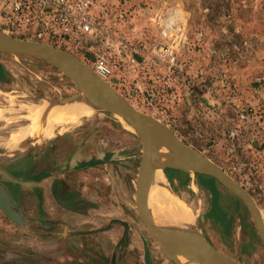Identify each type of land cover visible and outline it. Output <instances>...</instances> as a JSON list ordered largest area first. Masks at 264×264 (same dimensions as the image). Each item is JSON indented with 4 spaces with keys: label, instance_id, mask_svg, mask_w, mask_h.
Here are the masks:
<instances>
[{
    "label": "rangeland",
    "instance_id": "rangeland-1",
    "mask_svg": "<svg viewBox=\"0 0 264 264\" xmlns=\"http://www.w3.org/2000/svg\"><path fill=\"white\" fill-rule=\"evenodd\" d=\"M112 1L123 12V20L116 23L117 31L148 51L160 40L161 29L169 27L173 35L170 42L184 70L175 80L161 69L147 72L143 64L117 67L110 86L230 176L253 199L264 222V0ZM72 55L86 62L83 55ZM0 72V138L8 135L18 139L29 125L21 108L3 98L6 94L17 104L32 102L37 106L74 105L88 98L61 70L39 58L1 53ZM60 109L64 114L71 110ZM74 110L97 113L90 105ZM104 114L59 131L51 140L57 143L51 156L74 158L76 163L85 159L90 164L105 155L124 154L137 156L141 163L139 136L125 130L126 123L117 117ZM44 128L35 130L27 142L28 151L51 143L42 142ZM17 151L0 146V164L8 170L19 168L28 151L9 160L8 156ZM173 167L160 168L162 184L167 182L166 192L197 211L196 233L240 264H264V244L245 204L214 178L200 173L187 175ZM122 174L118 181L124 179ZM0 177L11 179L1 171ZM201 178L211 194L200 186ZM81 180L71 186L77 189L78 185V192L83 194ZM192 183L196 191L190 187ZM90 186L93 190V184ZM120 186L122 191L126 188L123 181ZM22 193L13 203L21 216L10 218L0 208V264H144V257L155 260L150 264H162L159 259L170 264L134 202L132 214L127 208L125 211L131 219L127 222L130 234L109 221L107 229L96 228L95 222V228L82 233L72 234L62 228L52 233L51 227L41 228L35 222V190ZM51 206L49 197L46 208ZM92 209V213L99 210L96 205Z\"/></svg>",
    "mask_w": 264,
    "mask_h": 264
},
{
    "label": "water",
    "instance_id": "water-1",
    "mask_svg": "<svg viewBox=\"0 0 264 264\" xmlns=\"http://www.w3.org/2000/svg\"><path fill=\"white\" fill-rule=\"evenodd\" d=\"M8 53L29 56L51 63L69 77L90 100L102 111L132 125L141 139L143 157L137 180V209L151 237L158 244L161 254L172 264H178L180 258L201 264H240L208 244L198 233L197 240L180 244L166 236L157 224L150 204V191L161 167L164 150L173 148L188 159L195 173L210 176L220 185L238 197L247 207L255 228L264 244V222L255 202L249 194L222 169L182 143L167 127L155 118L138 111L114 88L101 80L88 66L72 54L39 42L13 38L0 30V54ZM70 101V100H68ZM175 169L174 167H172ZM177 170V169H176ZM0 171L15 181H25L16 177L0 164ZM0 208L10 218L21 216L0 186Z\"/></svg>",
    "mask_w": 264,
    "mask_h": 264
},
{
    "label": "built area",
    "instance_id": "built-area-1",
    "mask_svg": "<svg viewBox=\"0 0 264 264\" xmlns=\"http://www.w3.org/2000/svg\"><path fill=\"white\" fill-rule=\"evenodd\" d=\"M114 4L112 0H0V30L13 38L83 55L87 63L81 62L109 85L115 68L139 64L147 72L161 69L165 76L178 79L184 65L170 42L171 29L162 28L160 40L148 51L117 31L123 12Z\"/></svg>",
    "mask_w": 264,
    "mask_h": 264
},
{
    "label": "crops",
    "instance_id": "crops-1",
    "mask_svg": "<svg viewBox=\"0 0 264 264\" xmlns=\"http://www.w3.org/2000/svg\"><path fill=\"white\" fill-rule=\"evenodd\" d=\"M42 134L43 132H41ZM40 139L42 140L41 137ZM56 144L51 141L45 147L41 146L29 150L21 159L19 168L14 170L11 168L13 172H16V175L24 177L25 181L4 180L0 177V186L7 193L10 201L16 203L22 196V192L35 190L38 203L35 222L41 228L51 227L52 233L59 230V228L72 234L82 233L101 226L107 229L108 227L105 224L109 221V223L112 222L114 225L122 227L125 232L130 234L131 228L127 223L130 217L127 216L125 211L127 208V211L132 214L133 207L131 203L134 202L138 213L136 201L137 180L140 169L138 157L135 155L124 156V154L112 157L105 155L99 157L98 161L94 163L86 164L85 159L77 160L78 163H76L74 158L56 159L52 157L51 149ZM8 158L11 159V156H8ZM123 167L124 170H122ZM96 173L98 175H95ZM119 174H122L121 176L124 179L118 181ZM93 176L96 178H92ZM80 179H83L81 180L83 183L81 189L86 192H83V194L78 192V185L77 189L71 186V183H78ZM100 179H103V181ZM122 181L126 187L123 191L120 186ZM199 182L200 186L211 194V190L206 186L204 179H199ZM91 184H93V190L90 188ZM134 186L135 190H133ZM75 192H78L77 195L72 196L76 194ZM49 197L52 206L47 209V199ZM39 203L41 204L40 208ZM93 205L98 207V212H91L93 211ZM79 206H81L80 209L77 208ZM95 222L97 224L92 227ZM165 259L168 261L167 258ZM142 261H144V264H148L147 262L149 264L150 262L155 263V260H149L147 257H144ZM159 261L166 264L163 263V259H159ZM168 262L172 264L170 261Z\"/></svg>",
    "mask_w": 264,
    "mask_h": 264
},
{
    "label": "bare ground",
    "instance_id": "bare-ground-1",
    "mask_svg": "<svg viewBox=\"0 0 264 264\" xmlns=\"http://www.w3.org/2000/svg\"><path fill=\"white\" fill-rule=\"evenodd\" d=\"M3 98L9 100L10 103L14 104L15 106L20 107L21 111L25 113L24 116L29 120V125L22 129L21 136L18 139H12L8 135L5 138H0V146L2 148H5L7 150L18 149L17 153L9 155V157L11 156V159L8 158L9 160L15 159L18 153L24 154L28 151L27 142L32 136L35 135V130H37L41 126L45 127L42 135V137L45 138V141L42 142L46 144L49 141L53 140L59 131L70 130L78 126L84 119H89L94 116L102 117L105 115L104 113H106L99 109L90 100V98L82 99V101L77 102L74 105L65 106H59V104L54 105L52 103H45L37 106L32 102L17 104L14 100V97L10 94H6ZM81 105H90L95 110H97V113H91L85 110H74L75 107H79ZM60 108H62V110H71H69L67 114H64L60 113ZM124 123L127 124H123L127 127L125 128V130L132 133H137L136 129L132 125L127 122ZM36 139L37 138L33 140ZM174 152L177 151H175L173 148H165L164 155L161 160V166L167 165L168 167H173L176 165L178 169H180L187 175L195 173L192 163L180 154H175L174 156ZM190 187L192 188V190L196 191V186L193 183ZM166 191L167 182L162 184V174L161 171L158 170L156 181L150 191V204L155 220L160 226L161 231L166 236L170 237L172 240L180 244H185L197 240L195 238L196 231L194 223L197 211H195L190 205L186 204L178 197H176L174 193ZM178 264L201 263L180 258Z\"/></svg>",
    "mask_w": 264,
    "mask_h": 264
},
{
    "label": "flooded vegetation",
    "instance_id": "flooded-vegetation-1",
    "mask_svg": "<svg viewBox=\"0 0 264 264\" xmlns=\"http://www.w3.org/2000/svg\"><path fill=\"white\" fill-rule=\"evenodd\" d=\"M9 171H10L12 174H14L15 176H18V175H16V172H13V171H12L11 168H9ZM201 187H202V186H201Z\"/></svg>",
    "mask_w": 264,
    "mask_h": 264
}]
</instances>
